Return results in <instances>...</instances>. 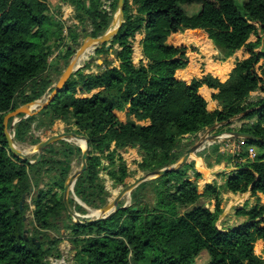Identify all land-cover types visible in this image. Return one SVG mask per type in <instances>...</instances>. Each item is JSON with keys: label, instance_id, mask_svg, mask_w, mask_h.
Wrapping results in <instances>:
<instances>
[{"label": "trees", "instance_id": "trees-1", "mask_svg": "<svg viewBox=\"0 0 264 264\" xmlns=\"http://www.w3.org/2000/svg\"><path fill=\"white\" fill-rule=\"evenodd\" d=\"M50 1L0 0V264H49V258L61 256L62 229L71 232L75 264H197L204 253L207 264H264L255 252L257 241H264V204L237 210L246 218L238 227H218L224 214L222 191L237 195L252 188V197L264 196V144L244 141L257 152L254 161L243 152L245 163L219 153L223 144L214 145L210 155L212 149L201 154L208 161L218 157L233 162L237 171L223 187L190 162L179 172L141 185L132 194V205L110 220L86 226L71 220L63 201L73 162L82 154L79 147L53 145L37 164L9 151L5 116L42 99L52 91L51 74L61 76L64 70L50 63L65 40L64 24L55 19ZM237 1L133 0L131 5L126 0L127 22L112 42L110 50L115 44L121 48L113 61L106 57L107 67L97 75L78 71L49 107L16 125L15 142L36 145L41 140L34 139L33 131L52 132L58 123L70 126L74 119L77 133L88 137L91 147L88 170L75 193L100 209L112 197L99 177L103 158L114 168L108 174L117 186L134 181L123 158L115 169L113 144L120 150L138 147V168L147 173L176 165L200 135L244 114V120L254 121L239 131L264 141V39L250 42L253 35H264V0H239L243 11ZM64 2L75 8L80 23L91 24L93 38L108 31L112 15L104 12L101 0ZM117 6L118 0H112V13ZM80 28L68 30L69 45L79 39ZM142 31L148 64L136 67L129 40ZM189 36L208 37L221 62L243 48L244 59L225 83L211 76L198 80L186 72ZM106 47L98 52L108 56ZM72 54L66 51L61 57L66 66ZM114 61L119 68H111ZM208 70L227 78L210 65ZM80 89L104 90L92 98H77ZM132 115L152 124L138 126ZM24 197H31L34 206L32 237L26 236L31 205L26 202L22 208ZM76 209L84 212L78 204Z\"/></svg>", "mask_w": 264, "mask_h": 264}, {"label": "water", "instance_id": "water-1", "mask_svg": "<svg viewBox=\"0 0 264 264\" xmlns=\"http://www.w3.org/2000/svg\"><path fill=\"white\" fill-rule=\"evenodd\" d=\"M125 6L126 0H118V13L119 20L115 17L113 23L110 25L108 31L98 37H87L83 42L77 43V49L73 50L74 54L70 59V62L67 68L62 72V75L58 82L53 85L52 91H49L42 99L32 102L30 104L24 105L8 113L4 118V134L9 145V151L19 159L29 163L37 164L42 160L43 155L46 150H49L51 146L60 144L61 142L68 143H77L78 141H84L86 143V148L82 149V154L77 158L78 163L80 164V170L76 171L67 179V182L63 191V201L66 208V211L71 218V220L80 226L91 225L94 223H100L107 220H110L115 214L120 210L128 208L130 205L129 202L132 201V194L143 184L163 178L170 173H176L181 171L187 164H189L194 157H196L200 152L207 150L208 147L214 146L216 144H224L228 141L234 140H243L247 143H260L264 144L262 139H259L253 135L245 134L240 131H224L218 133L217 131L221 127L231 126L236 120L247 116L248 114L241 115L237 118L229 120L226 123L216 125L210 131L208 135L202 138L194 146L190 147L182 159L170 168H166L159 171H152L144 173L142 176L138 177L128 186L122 188V190L112 199V201L101 209V213L95 218H90L88 220H82L79 214L75 213L70 205V199L75 198V200L82 206L83 202L76 196L75 187L79 178L88 170V160L90 157V140L86 136L79 135L74 132L59 133L49 137L48 139L40 142L35 150L38 154L36 160H31L29 154L26 151L19 149L15 142V127L16 125L24 120L34 116L39 115V113L49 107L59 95V93L64 89L68 81L81 69L86 67V64L83 63L87 53L90 49H100L104 45H107L106 50L109 51L112 45V42L115 40L117 35L120 32L121 27L125 23ZM86 60V59H85ZM91 64L94 59H87ZM86 60V61H87ZM34 189H32V192ZM252 193V188L249 189ZM28 202L26 197L22 201V208L25 203ZM125 202L124 206L121 204ZM27 220V217L25 218ZM27 234V233H26ZM27 236V235H26Z\"/></svg>", "mask_w": 264, "mask_h": 264}, {"label": "crops", "instance_id": "crops-1", "mask_svg": "<svg viewBox=\"0 0 264 264\" xmlns=\"http://www.w3.org/2000/svg\"><path fill=\"white\" fill-rule=\"evenodd\" d=\"M101 1H102V5H103V0H101ZM130 3L132 5L133 0H130ZM50 10L54 14L55 19L58 21H60L59 18H61V15L64 16V22L61 21L64 24L63 25L64 29L67 28L69 30L70 28H74V26H76V25L79 26L77 23L78 20L76 19L75 8L72 5H70L69 3L64 2V0H51L50 1ZM89 25L91 26V24H89ZM77 32H80V30H78ZM63 37L65 38L64 45L52 56V58L50 60V63L52 66L57 65V67H58L57 69H59L60 67L63 68L64 61L61 60V57L66 56V51H72V53L74 54L73 50L77 49V43L82 42L81 34H80V37L77 40V42L74 43L72 46L69 45L70 44L69 36L63 35ZM145 37H146V33H145V31H142V32L136 34L135 37H133L129 40L130 44L132 46V49H133L132 60H133V63L136 67H140L142 65L144 66V65L148 64V59L145 55L144 45H143ZM189 37H190L191 45H190V47H189V49L185 55L186 61H187L186 72L190 76H192L198 80H201L207 76H211L215 79L220 80V82L225 83L229 79L231 73L236 68L237 64L242 62V60L244 59V54L246 51L245 48L236 52V54L232 58L227 60L226 62H219L218 60L215 61L214 56L217 54L216 53L217 48H216L215 44L208 37H193V36H189ZM259 38L264 39V35H262L261 33H259L258 35H253L252 38L250 39V42L255 43V42H257V40ZM54 39L55 40L57 39V34L55 35ZM119 50H121L120 47H119L118 51ZM90 59H93V58H90ZM212 63L219 64L220 69L222 71H224L226 69V66L231 65V69L227 73V78L225 81L222 80L220 77L215 76L212 71L208 70L209 65L214 69V66L212 65ZM89 67L91 68L92 66L90 65ZM97 67H98V65H97ZM114 67L119 68L120 63L118 62V63L113 64L111 66V68H114ZM87 70L88 69L84 68V69H82L81 72H83L84 74H87V75L99 74V73H96L94 71H90L87 73ZM51 75H52L51 78L53 80L54 76L56 74L53 73ZM56 83L57 82L54 81V84H56ZM103 90L104 89H98V90H94L91 93H86V92H82V90L80 89V91L78 92L76 97L77 98H92L93 96L103 92ZM130 119L136 125L141 126V127H148L152 124L151 120L140 119L136 115H132ZM71 125L74 127H77L75 125L74 119H72ZM33 133L35 134V131H33ZM201 136L202 135H200L199 137L201 138ZM75 144L76 145H74V146L79 147L81 150L83 149V147H81L78 143H75ZM125 150H127V149H125ZM125 150L117 149L115 144L112 145L111 152L116 151L115 169L119 167L120 159L123 158L122 152ZM26 152L28 153V151H26ZM201 154H202V152H200L196 157H194L191 162L195 163V170L197 172H199L200 174L204 175L205 177H207L209 179L218 180V178L222 177L223 179L227 180L228 176L232 175L233 173H235V171H237V168L233 164H227L226 163L225 167L223 169L224 174L217 175V176L213 175L212 171L215 172L216 170L219 169L218 165L214 161L215 157H212V159L208 161L206 159V157L201 156ZM210 154L211 153L209 152L208 155H210ZM123 160H124V158H123ZM102 163H103V169H102V172H100L101 174H99V177L104 183V180L110 179L108 173L114 168L109 167V164H108V161L106 158L102 159ZM72 168H73V165H72ZM128 171H129V167H128ZM258 195L259 196L253 197V199H252V201H250V203H248V202L246 203L249 206L248 208H252L256 205H263L264 204V196L262 194H258ZM237 197H238V195H234V196H230L229 198H231L233 200L234 198H237ZM251 197H252V195H251ZM255 198L258 200L257 202L254 200ZM246 204H244L242 207H238L236 210H234L232 208V210H230L229 212L224 213V215L220 218V223L222 224L220 227L221 228L220 230L232 229V228L238 227L241 224V222H244L245 218L239 217L237 215V210L242 209ZM96 216H98V215H95L94 218ZM242 218H244V219H242ZM256 244H259V246L263 247L264 241L259 240V241H257Z\"/></svg>", "mask_w": 264, "mask_h": 264}, {"label": "rangeland", "instance_id": "rangeland-1", "mask_svg": "<svg viewBox=\"0 0 264 264\" xmlns=\"http://www.w3.org/2000/svg\"><path fill=\"white\" fill-rule=\"evenodd\" d=\"M238 6L240 8L241 11H243V3H240V1L238 0ZM131 4V3H130ZM188 12V10H187ZM119 16V13H118V6L116 7L115 9V12L113 14V17H112V23L116 18H118ZM125 23L127 22V16L125 15ZM78 25L81 27L80 28V34H81V40L82 42L87 38V37H92L91 36V32H92V27L89 25V24H82L80 23L79 21H77ZM111 23V24H112ZM82 25L84 28H82ZM194 37H203V36H194ZM115 48H113L112 50L109 51V55H105V54H100L98 51L101 49H90L87 53V59H90V58H93L94 61L90 64L87 60L85 62V60L83 61L84 64H86L87 66L84 67L87 70V73L90 72V71H94L96 73H101L107 66L104 64V61L107 57V59L109 58L110 60L113 61V59L115 58V52L118 51L119 49V44H115L114 45ZM111 49V47H110ZM216 55L214 56V60L215 61H220V53L219 51L216 50ZM73 56V55H72ZM72 56L70 58H72ZM209 58V57H208ZM69 62H70V59H69ZM118 63L117 61H114L113 64H116ZM112 64V65H113ZM92 66L91 68L89 66ZM98 65V67H97ZM212 65L214 66V71L215 73L217 74H227L231 68H228L230 67L229 65L226 66V69L224 71H222L219 67V65L217 66L216 64L212 63ZM67 68V66L65 65V63L63 64V69L65 70ZM83 68V69H84ZM94 69V70H93ZM63 70V71H64ZM82 71V69L80 70ZM62 75V74H61ZM61 76H58L57 74L54 76V81L58 82V80L60 79ZM55 85V84H54ZM254 120H244L243 118H240L238 120H236L235 122H233L231 124V126H228V127H221L217 132L218 133H221V132H224V131H228V130H232V131H239L243 126L244 124H248V123H252ZM67 132H74V133H77V127H74L72 125L70 126H67L65 125L63 122L61 123H58L56 126H54V129L51 131H49L48 133H45V132H42V131H36L35 132V138L34 139H40L41 142L48 139L49 137L53 136V135H56V134H59V133H67ZM78 134V133H77ZM80 135V134H79ZM208 135V133H203L201 138L199 137L195 142L194 144L191 145L194 146L197 142H199L202 138L206 137ZM84 136V135H82ZM244 143L243 140H234V141H228L227 143L223 144L222 147H221V150L219 151V153H221L222 155H228V156H231V157H234V158H238L236 156V151H235V148L238 146L239 143ZM79 145H81L80 143H83V142H77ZM39 144V143H38ZM33 145L30 143V140L27 142V143H16L17 147L19 149H21L22 151H28V154H29V157L30 159H34L36 156H38L35 148L36 146L38 145ZM71 144L73 145H76L74 142H72ZM83 148H86L85 144L84 146H81ZM213 146L211 147H208L207 150H210L212 149ZM230 147V148H228ZM247 147H245L246 149ZM205 150V151H207ZM213 150V149H212ZM210 151V153H214V150L213 151ZM203 151V152H205ZM202 152V153H203ZM216 152V151H215ZM233 152V153H231ZM246 151L244 150V153ZM122 156L124 158V160L126 161L128 167H129V172H130V175L131 177L134 179V181L142 176L144 173L140 172L139 168H138V165H137V162L141 159V153L139 151V148L138 147H128L127 150L123 151L122 152ZM236 160V159H235ZM216 164L218 165L219 169L216 170L215 172L212 171L213 175H221V174H224L223 173V169L225 167V164H233V162H227L225 160H219L218 157H215V160ZM236 162V161H235ZM234 165V164H233ZM80 164L78 163L77 159H75V161L73 162V169H72V172L70 175H72L73 173H75L76 171L80 170ZM102 172V171H101ZM101 174V173H100ZM192 174V173H191ZM109 175V174H108ZM225 176V175H224ZM223 176V177H224ZM221 178H218V180H213L214 183H217V185L219 187H223L226 180ZM104 184H105V187H106V190L109 192V194L112 196L111 198H109L107 200V203L106 205H108L113 197H115L121 190V186H117L113 181H111L110 179L109 180H104ZM222 198L224 200V205H223V208H224V213L226 212H229L230 210H232V208L234 210H236L238 207H242L244 204H246L247 202L250 203V201H252L253 197H251V192L248 191L247 193L245 194H237L238 197L237 198H234L233 200L231 198H229L230 196H234V195H230L229 193L225 192V191H222ZM259 196V195H257ZM73 200L75 201V204L72 207L73 211L77 214L80 215V217L82 218V220H88L90 218H94L95 215H93V212L94 211H97V212H100L101 213V209L103 208H100V209H95L93 207H90L88 205H86L85 203H83L84 207L83 210L84 212H81L79 210L76 209V204L80 205L76 200L75 198H73ZM256 202L258 201L256 198L254 199ZM28 204L31 205V209L30 211L27 212V222H28V234L27 236L29 237H32L34 235V228L32 226V222H33V211H34V206L32 205V200H31V197L28 198ZM130 205H132V201L129 202ZM123 204H125V202H123ZM105 205V206H106ZM250 205V204H249ZM81 206V205H80ZM104 206V207H105ZM224 215V214H223ZM244 219V218H242ZM246 221V218L244 220V222ZM244 222H241L244 223ZM240 224V225H241ZM221 223H220V220L218 222V227L219 229H221ZM30 231V232H29ZM61 234H62V241H61V244L59 246V249H60V254L61 256L60 257H51L48 259V262L49 264H75L74 262V256H75V252L73 250V246L70 242V237H71V232L70 231H66L65 229H62L61 231ZM255 252L258 256L262 257L264 259V246L261 247L259 246V244H255ZM209 262V257L207 255V253H204L203 256H201L198 260H197V264H207Z\"/></svg>", "mask_w": 264, "mask_h": 264}, {"label": "built area", "instance_id": "built-area-1", "mask_svg": "<svg viewBox=\"0 0 264 264\" xmlns=\"http://www.w3.org/2000/svg\"><path fill=\"white\" fill-rule=\"evenodd\" d=\"M111 7H112V4H111V0H103V5H102V9L104 10V12H107V13H112L111 11ZM60 21L64 22V16L61 15V18H59ZM63 35L64 36H68V29L65 28L64 31H63ZM245 144L242 142V143H239L238 146L235 148V151H236V156L240 159V162L241 163H245L246 160L245 159H241L240 158V155L245 151L248 152V159L250 161H254L256 159V156H257V152H256V149L252 146H248L246 149H245ZM230 148V147H228ZM233 153V152H231Z\"/></svg>", "mask_w": 264, "mask_h": 264}, {"label": "bare ground", "instance_id": "bare-ground-1", "mask_svg": "<svg viewBox=\"0 0 264 264\" xmlns=\"http://www.w3.org/2000/svg\"><path fill=\"white\" fill-rule=\"evenodd\" d=\"M117 20H119V18H117ZM87 58V56L85 57V59ZM84 59V60H85ZM85 62H86V60H85ZM78 142H83V143H80L81 145L80 146H84V144H85V146H86V143L84 142V141H78ZM100 214V212H97V211H94L93 212V215H99Z\"/></svg>", "mask_w": 264, "mask_h": 264}, {"label": "flooded vegetation", "instance_id": "flooded-vegetation-1", "mask_svg": "<svg viewBox=\"0 0 264 264\" xmlns=\"http://www.w3.org/2000/svg\"><path fill=\"white\" fill-rule=\"evenodd\" d=\"M111 4H112V0H111ZM113 14H114V13H109V15H112V17H113Z\"/></svg>", "mask_w": 264, "mask_h": 264}]
</instances>
